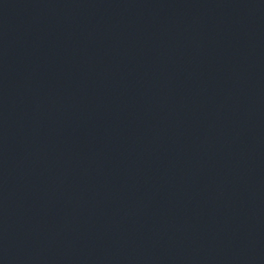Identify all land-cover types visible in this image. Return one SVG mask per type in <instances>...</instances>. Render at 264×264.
I'll use <instances>...</instances> for the list:
<instances>
[{"label": "water", "instance_id": "obj_1", "mask_svg": "<svg viewBox=\"0 0 264 264\" xmlns=\"http://www.w3.org/2000/svg\"><path fill=\"white\" fill-rule=\"evenodd\" d=\"M0 264H264V0H0Z\"/></svg>", "mask_w": 264, "mask_h": 264}]
</instances>
